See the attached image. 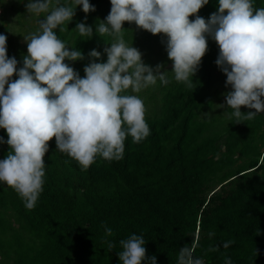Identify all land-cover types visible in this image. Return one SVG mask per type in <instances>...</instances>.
Here are the masks:
<instances>
[{
    "label": "clouds",
    "instance_id": "9594fccd",
    "mask_svg": "<svg viewBox=\"0 0 264 264\" xmlns=\"http://www.w3.org/2000/svg\"><path fill=\"white\" fill-rule=\"evenodd\" d=\"M110 3L109 14L97 20L95 29L99 36L112 39L103 49L107 60L97 62L102 53L92 49L83 78L65 60H83L84 54L74 47L70 50L56 30H65L78 5L86 14L95 11L89 0H71L70 4L56 0L54 6L52 0H28V13L45 15L38 30L24 36L27 54L20 68L17 59L7 55V36L0 34V128L7 133V140L0 137V144L9 146L6 157L0 159V182L12 188L28 210L36 206L43 191L44 157L53 138L56 150L87 171L97 156L109 162L123 159L128 136L139 144L150 135L143 100L125 93H139L158 79L164 85L170 81L167 72L161 71L162 64L155 68L146 65L142 53L126 43L124 22L166 37L162 43L172 61L173 79L189 88L210 36L219 48L215 63L226 74L225 86L231 87L225 94L226 106L232 109L229 120L251 121L264 112V7L255 8L252 0H218L217 11L206 20L197 13L209 0ZM193 15L195 19L190 20ZM75 30L81 37L93 36V27L84 22L77 23ZM14 74L18 78L12 80ZM242 106L249 111L242 112ZM112 234L105 226V235ZM145 243L142 235L121 239L118 256L122 264H142L145 260L157 264L155 255L146 257ZM231 243L226 241L223 247ZM197 246H182L177 264H203L194 256ZM114 248L115 244L107 242L108 251ZM217 250L218 246L209 248ZM225 264H232L231 259L226 258Z\"/></svg>",
    "mask_w": 264,
    "mask_h": 264
},
{
    "label": "trees",
    "instance_id": "16d2710c",
    "mask_svg": "<svg viewBox=\"0 0 264 264\" xmlns=\"http://www.w3.org/2000/svg\"><path fill=\"white\" fill-rule=\"evenodd\" d=\"M98 1L89 3L97 9ZM252 3L264 7V0ZM209 7L210 13L217 11L218 0ZM93 12L86 14L81 6L77 23L90 25ZM86 42L76 31L73 47L80 50ZM204 60L212 63L214 52ZM162 100L161 116L145 117L150 135L139 144L128 136L119 161L97 156L81 171L77 161L56 150L55 138L49 141L43 191L32 210L0 182V210H10L15 223L0 214V264H122L119 241L132 234L144 237L146 257L155 255L157 264H177L180 248L194 243V256L203 264H225L226 258L232 264H264V150L260 162L224 173L216 185L213 174L223 158L204 156L206 142L185 152L194 88L179 84L172 93L165 90ZM254 119L264 127V112ZM243 123L241 135L254 125ZM7 152L1 151L0 159ZM259 170L263 182L248 178ZM105 226L111 236L105 235ZM109 241L115 244L111 251ZM226 241L233 243L224 248Z\"/></svg>",
    "mask_w": 264,
    "mask_h": 264
},
{
    "label": "rangeland",
    "instance_id": "374dc122",
    "mask_svg": "<svg viewBox=\"0 0 264 264\" xmlns=\"http://www.w3.org/2000/svg\"><path fill=\"white\" fill-rule=\"evenodd\" d=\"M59 2L61 4H70L71 0H59ZM27 3L28 0H0V34L7 36V55L9 58L14 56L17 59V68L23 66V56L27 54V43L24 41V36L36 32L39 28V20L43 19L45 15V13H41L38 17L28 13L25 7ZM209 3L207 4L208 8H210ZM52 4L54 6L56 0H52ZM110 7V0H99L96 11L91 14L90 26L93 27V36L86 38L85 46L80 49L85 59L77 61L65 60V63H68L78 71L80 76L84 73V66L90 62L88 53L92 49L102 53L97 62H106L107 60V54L103 52V49L106 46H110L106 42L111 43L112 39L107 36L104 38L99 36L95 29L97 20H104ZM207 7L203 6L197 13V15L206 20L213 12H216L214 9H210V13ZM80 9V5L76 6L75 15L64 26L65 30L63 32H60L59 29L56 30L58 38L64 41L70 50L73 48V39L76 34L75 27ZM189 19L194 20L195 15L190 16ZM123 27L125 28L123 31H126L124 36L126 43L137 48L142 53L143 62L153 68L157 64H162L163 68L161 71L167 72L170 81L167 85L162 84L158 79L154 86H149L139 93H133L131 90L125 93L139 96L146 107L145 117L156 119L161 116L160 110L163 105L162 97L164 91L169 90L172 93L179 84H182L183 89L188 88V86L173 79V73L171 72L172 61L168 59L166 44L162 43V40L166 41V37L163 34L153 35L146 30L137 28L134 22H124ZM207 41L208 50L205 55L209 51H213L214 60L210 63L204 60V55L197 72L193 76L191 88H194L195 101L187 112L188 121L183 143L185 152L192 153L197 146L206 142L208 144L207 148L204 147L202 149L206 152L204 156H213L214 159L223 158L224 163L213 174L212 182H216L223 179L224 177L222 176L226 172L231 171L233 173L237 168L261 161L264 150V127L256 125L255 119L245 121L243 123L244 127L254 125L243 134L244 138L241 140L240 136L242 137L243 135L240 133L242 131L240 123H235L234 119L229 120V114L232 109L227 108L225 101V94L231 90V87L225 86L226 74L215 63L219 53L218 45L211 37H207ZM17 78L14 74L11 79L15 80ZM221 104H224L225 107H218ZM241 111L246 112L249 109L242 106ZM252 111L255 110L252 109ZM258 114L262 115L263 112ZM2 133L7 134L6 130L0 128V135ZM4 139H7V135L4 136ZM3 150L9 151V147L0 144V152ZM261 175L262 172L259 170L255 176H249L248 178L263 182ZM0 214L10 224L15 225L10 210H0Z\"/></svg>",
    "mask_w": 264,
    "mask_h": 264
}]
</instances>
